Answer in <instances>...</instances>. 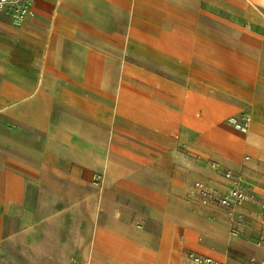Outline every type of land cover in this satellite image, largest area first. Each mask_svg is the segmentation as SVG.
Listing matches in <instances>:
<instances>
[{"label": "crops", "instance_id": "1", "mask_svg": "<svg viewBox=\"0 0 264 264\" xmlns=\"http://www.w3.org/2000/svg\"><path fill=\"white\" fill-rule=\"evenodd\" d=\"M84 8L98 10L100 0H35L33 15L22 26L0 13V73L3 53H8L15 74L11 81L0 80V105L5 88L12 89L13 105L36 104L35 90L42 88L50 90L45 93L50 109L59 104L62 111H76L75 142L68 150L74 167L102 172L106 185L101 198L93 197L89 264H180V234L192 229L181 231L180 216L192 208L189 195L196 176L221 186L223 170L240 172L244 184L264 202V49L251 50L248 58L236 56V70L227 73L220 85L213 83L210 67L207 75L197 77L194 49L189 46L163 49L164 56L175 58L172 75L140 68V75L126 77L119 91L110 81L101 91L99 65H66L59 72L78 75L73 81L61 77L65 80L60 81L57 100L51 79L23 74L52 72L37 60L45 51L67 50L68 40L79 41L84 17L78 10ZM88 51L94 53L93 48ZM105 93L108 100L103 104ZM244 113L251 117L246 133L229 122ZM62 152L54 157L65 163L59 164L61 174L69 167ZM210 159L221 169L207 165ZM38 168L40 175L51 176V164ZM30 170L31 164L0 162V238L4 213L16 208L14 185ZM244 212L254 214L264 237V214L258 204L247 203ZM101 218L107 223L102 224ZM244 230L245 224L241 233ZM209 255L216 260L221 256L214 251Z\"/></svg>", "mask_w": 264, "mask_h": 264}, {"label": "rangeland", "instance_id": "2", "mask_svg": "<svg viewBox=\"0 0 264 264\" xmlns=\"http://www.w3.org/2000/svg\"><path fill=\"white\" fill-rule=\"evenodd\" d=\"M78 11L84 17L79 41L68 40L67 50L45 51L37 60L52 72L23 74L51 79L57 100L60 81L65 80L61 77L67 75L66 80L73 81L78 75L59 72L66 65H99L101 91L108 81L119 91L126 77L140 75V68L172 75L170 66L176 63L175 58L164 56L163 49L189 46L194 49L197 77L207 75L210 67L213 83L220 85L227 73L236 70V56L248 58L251 50L264 49V0H100L98 10ZM3 55L0 80L7 82L15 74L10 69L11 56ZM3 91L0 162L31 164V170L18 178L14 185L16 208L8 209L2 218L0 264H89L96 208L93 197L101 198L106 185L104 176L100 184L93 183V175L99 171L74 167L76 161L68 150L75 142L76 111H62L59 104L50 109L45 103L47 89L35 90L37 103L32 105H13L11 87ZM107 100V95L101 96L103 104ZM61 151V156L68 158L69 167L62 170L65 175L59 169V164L65 163L54 158ZM38 164H51V176L40 175ZM11 182L9 174L10 187ZM6 196L5 184L4 200ZM189 199L192 208L180 216V228L192 229L180 234V264H193L190 253L210 257L209 251H214L223 264H249L252 258L264 255V246L257 244L263 236L253 213L246 215L244 232L235 236L225 215L201 206L191 192ZM205 209L210 212L206 214ZM102 219L106 224L107 218ZM205 240L211 243L202 244Z\"/></svg>", "mask_w": 264, "mask_h": 264}, {"label": "built area", "instance_id": "3", "mask_svg": "<svg viewBox=\"0 0 264 264\" xmlns=\"http://www.w3.org/2000/svg\"><path fill=\"white\" fill-rule=\"evenodd\" d=\"M35 0H0V13L8 16L15 26L23 25L33 15ZM229 122L241 132H248L251 117L244 113L242 117H232ZM211 168L220 170L218 161L208 160L206 162ZM225 183L221 186L211 185L205 180L198 179L192 185L191 195L197 198L200 205L213 212L225 215L231 225V233L235 236L241 232V227L246 222L244 207L247 203H256L260 214H264V202L259 201L250 188L244 184L243 175L231 169L223 170ZM103 174H94L93 183L100 184ZM258 246H264V237L258 242ZM193 264H223L212 257L201 256L195 253L188 255ZM249 264H264L263 259L252 258Z\"/></svg>", "mask_w": 264, "mask_h": 264}]
</instances>
